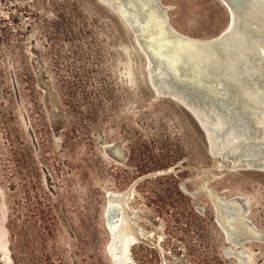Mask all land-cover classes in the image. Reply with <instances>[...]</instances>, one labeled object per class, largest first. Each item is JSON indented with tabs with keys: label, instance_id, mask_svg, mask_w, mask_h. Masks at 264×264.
<instances>
[{
	"label": "rangeland",
	"instance_id": "rangeland-1",
	"mask_svg": "<svg viewBox=\"0 0 264 264\" xmlns=\"http://www.w3.org/2000/svg\"><path fill=\"white\" fill-rule=\"evenodd\" d=\"M164 1L189 36L225 22L211 0ZM142 81L129 37L92 0H0V264H111L106 191L168 169L133 184L136 223L153 232L152 245L132 246L134 264L234 263L205 197L179 188L214 172L199 134ZM211 186L247 197L264 228L263 172H227ZM244 246L249 264H264V243Z\"/></svg>",
	"mask_w": 264,
	"mask_h": 264
},
{
	"label": "water",
	"instance_id": "water-1",
	"mask_svg": "<svg viewBox=\"0 0 264 264\" xmlns=\"http://www.w3.org/2000/svg\"><path fill=\"white\" fill-rule=\"evenodd\" d=\"M124 1H126L128 5L134 6V8L136 7L135 4L140 3L143 5L142 0ZM162 1L164 2V0ZM211 1L215 2L225 13V22L221 28L228 27L230 33L237 32L238 35L242 33L247 35L248 39L258 37L263 38L264 29L263 31H258V29H255L253 21L242 18L244 11L247 13L248 10L246 2L242 1V3L239 4L235 2L232 4L230 3L232 8L230 9L223 0ZM157 2H159V0H157ZM92 3L101 10L104 15L114 23V25L125 33L127 37L129 36L131 47L134 49L135 54L142 63V77L144 78L142 84L144 83V87L149 93L150 101H169L178 108V110L186 117L188 123L199 134L203 143L204 154L209 163V168L214 171L209 173L208 177H206V185H209V187L213 189L211 183L221 179L227 172L251 170L257 172L262 171L264 173V167H260L256 164L257 158L264 157V143H260L264 142V135L261 134V131H264V129L255 118V116L264 118V113L258 112L259 115H257L250 110L248 104H245V102H242L240 99L244 93L250 91L245 84L247 80L250 81V72L247 71H250L249 55L243 53L240 58L232 57L229 61H225L226 65H222L220 63L223 62L222 58L225 57L226 53L223 46L200 45L201 47H196L195 45H192L194 46L192 47L188 42L179 41L177 36L170 30L168 36L171 43L166 39L150 43L156 47L160 46V53H169L170 59L173 60V64L182 70H186V66L191 64V57H197L199 60L197 62L198 65L200 64V67L192 64V67L194 68L192 69V72L195 74L200 72L199 75L201 78L205 81H211L216 87L214 88L219 89V93L217 90H214V88H210L209 86L197 82L180 80L181 78H179V74L174 72V69H171L169 66L166 69L158 57H153V55L146 53L143 47H141V44L144 45L146 42L141 30L138 29V18L130 16L126 12L124 6L120 4H112L109 0H92ZM253 4V7L250 5V12L256 17L257 15H255L254 10L258 9L260 6H264V3L260 1ZM150 5V2L147 3V6L143 5L144 10L145 8L148 9ZM139 12L141 14V19L144 20L147 17V14L142 13L141 10H139ZM257 20L261 21L259 18ZM228 39H226L225 45H233ZM181 44H186V46H184V48H178ZM199 48L205 49V52L207 51L208 55L211 53L218 57L219 64L217 63L216 66L211 60L208 61V59V66L205 65V62L201 64L206 57H204V53L200 50V53L196 56V50ZM210 70H212L219 78L216 77L215 79V76L205 77L204 74ZM200 76H198V78ZM157 88L159 92H157ZM251 90L256 91L255 84H251ZM242 105L245 107L242 108ZM131 107H129L128 110H130ZM199 116L202 117L206 127L203 126V122L199 119ZM248 137L251 139L250 143L245 140ZM253 139H258V142ZM121 143L122 141H119L118 146H120ZM234 159H236V161L233 162ZM248 160H253V162L247 164L246 162ZM173 172L174 170L170 169L169 171L157 172L150 176ZM179 188L192 198H195L198 194H202V191H204L197 186V184L192 191L186 190L183 183L180 184ZM215 191L217 194L224 193V189ZM204 194L205 196L202 195L205 197L206 204L212 211L213 222L225 236L224 229L217 222L216 216L214 215L215 208L219 203L207 193ZM131 197L132 194L130 198ZM112 209L114 211L115 207L113 206ZM196 211L203 214L205 207L197 206ZM107 219H110L109 216ZM142 240L143 242H146V244L152 245L147 240ZM160 241L161 237H158L156 245L154 246H156L155 248L157 249L159 256L163 258L164 256L162 254H166V252L161 248ZM223 241L224 243H229L230 247L236 248L246 243L247 239H238L236 243H231L226 237H223ZM236 254L238 253L222 250V256L226 258L227 262L229 261V258H237ZM173 261L176 264H181L177 259H173ZM111 262L114 264L112 260ZM243 264H249V260L246 259Z\"/></svg>",
	"mask_w": 264,
	"mask_h": 264
},
{
	"label": "bare ground",
	"instance_id": "bare-ground-1",
	"mask_svg": "<svg viewBox=\"0 0 264 264\" xmlns=\"http://www.w3.org/2000/svg\"><path fill=\"white\" fill-rule=\"evenodd\" d=\"M112 4H120L124 6L126 9V12L130 16H134L138 18V29L141 30L142 35L145 39V44L142 45L143 49L146 51V53H149V55H153V57H158L159 60H161L162 65L167 69L169 66L171 69H174V72L179 74L180 80L185 81H192L197 82L199 84L209 86L210 88H214L215 86L211 81H205L201 78L198 74H195L192 72V64L195 66H199V61L196 58H192L191 64H188L186 66V70H182L175 66L173 64V60L170 59L169 53L163 54L160 53V46L156 47L153 43L157 40L162 41V39L169 40L168 42L171 43V40L168 36L169 30L173 32L179 41L188 42L190 46L195 45L196 47H201L200 45H219L223 46L225 48V57L222 58V61L220 64L226 65L225 61H229L234 58H240L242 57L243 53H246V55H249L250 57V81H246V87L250 90L246 93H244L241 96V101L245 102V104H248L250 106V110L257 115L259 113H264V36L263 38H250L248 39L247 35L240 34L238 35L237 32L230 33L228 30V27H223L219 29L217 32L213 33L209 36H196L192 37L187 34H184L180 32L178 29H176L169 21L168 18V11L170 10L169 14L173 10V6L167 2H163L162 0H142V3L144 6H147V3H151L148 9L145 8L142 4H135L134 6H130L126 3L124 0H109ZM136 1V0H134ZM226 5L229 6L230 9L233 2L235 3H242V1L247 3V13L244 11V14L242 15L243 19H249L253 21V25L255 29H258V31H263L264 29V6H260L258 9L254 10L256 17L252 15L250 12V5L253 7V3H258L262 1L264 3V0H223ZM166 3V4H165ZM138 9V10H137ZM139 10L142 11V13H146L147 17L143 20L141 19V14ZM163 15V16H161ZM261 19V21H258L257 19ZM141 27V28H139ZM233 36V37H232ZM129 37V36H128ZM230 38V39H228ZM130 39V38H129ZM226 39L230 40V42L233 43V45H225ZM165 44V43H163ZM229 44V43H228ZM186 44H181L178 48H184ZM194 47V46H192ZM236 47V48H235ZM230 48V49H229ZM242 49V50H241ZM204 54V61L201 62L203 64L205 62V65L208 66L207 63L209 60L212 61L214 65L217 66L218 57L214 56L213 54L209 53L207 54V51L205 52V49L199 48L196 50V56L200 53V51ZM247 51V52H246ZM250 53V54H249ZM195 57V56H194ZM208 59V61H207ZM206 60V61H205ZM232 61V60H231ZM227 63V62H226ZM186 64V63H184ZM142 67V63H141ZM207 71V70H206ZM213 73L212 70L207 72L205 77H214L216 79V75ZM198 76H200L198 78ZM219 78V77H217ZM144 82V78H143ZM207 84V85H206ZM251 84H255L256 91L251 90ZM216 88V87H215ZM219 93V89H215ZM157 92H159L157 88ZM231 94V93H230ZM232 95V94H231ZM245 107L242 105V108ZM198 115V114H197ZM256 121L260 123V126L264 129V118L255 116ZM254 118V119H255ZM199 119L203 122V126L206 127L204 121L202 120V117L199 116ZM261 134L264 135V131H261ZM250 143V137L245 139ZM254 141L258 142V139H253ZM264 143V142H260ZM264 145V144H263ZM104 147H111L110 144H105ZM236 161V159L233 160V162ZM250 162H253V160H248L246 163L250 164ZM256 164L260 167H264V157L257 158ZM170 169H168L169 171ZM250 171V170H246ZM262 172V171H259ZM150 176V175H146ZM146 176L139 177L135 179L131 186H129L127 189L119 192L115 191H106L104 195V206L102 209V218L105 230L108 234V241L105 246V252L107 254V257L112 264L111 260L114 264H134V261L131 256V248L135 244L143 243L142 239H145L149 242V239L153 236V232L144 230L141 228L137 223L136 219L133 215L134 208L131 205V187H133V184L135 182H139L141 179H143ZM206 177L203 176L200 178L199 182L197 183V186L202 188L204 191H202V194L205 196L204 193H207L210 197L215 198L217 203V207L215 208V216L217 219V222L221 225V227L225 231V236L220 231L222 238L226 237V239L231 243H236L238 239H247L246 242H259L264 243V228L256 225L251 220V210L248 203V198L240 195V194H233L230 196H223L222 194H217L215 190L209 187V185H206ZM133 196V195H132ZM115 207L114 211L112 207ZM109 216L110 219H107ZM213 216V215H212ZM105 217H107L105 219ZM134 217V218H133ZM214 223V222H213ZM215 224V223H214ZM160 237V236H159ZM146 243V242H144ZM222 250L224 251H233L236 254L237 258H232L234 261V264H243L245 263L246 259H248L247 256V249L242 244L240 247H230L229 243H224V246L222 247Z\"/></svg>",
	"mask_w": 264,
	"mask_h": 264
}]
</instances>
